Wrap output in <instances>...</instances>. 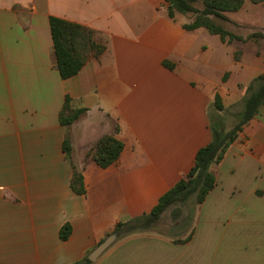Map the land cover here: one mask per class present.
I'll list each match as a JSON object with an SVG mask.
<instances>
[{
    "label": "crops",
    "instance_id": "0c3cea01",
    "mask_svg": "<svg viewBox=\"0 0 264 264\" xmlns=\"http://www.w3.org/2000/svg\"><path fill=\"white\" fill-rule=\"evenodd\" d=\"M168 6L0 0V264H78L192 169L212 140L216 95L226 109H243L248 87L264 75V42L186 29L193 19L171 18ZM51 17L93 29L105 46L69 78L57 67ZM67 97L86 108L69 127L60 122ZM82 128L89 136L80 150ZM104 135L124 144L108 167L87 157ZM73 165L84 194L72 189ZM212 171L216 186L198 204L189 242L147 230L118 239L93 264H264V105Z\"/></svg>",
    "mask_w": 264,
    "mask_h": 264
},
{
    "label": "trees",
    "instance_id": "16d2710c",
    "mask_svg": "<svg viewBox=\"0 0 264 264\" xmlns=\"http://www.w3.org/2000/svg\"><path fill=\"white\" fill-rule=\"evenodd\" d=\"M167 1L169 2L168 15L171 18H175L177 14L191 13L195 15L191 23L184 25L186 29L192 30L205 27L210 33L220 35L223 41L228 40L231 42L234 39H242L217 21H230L226 13L241 10L247 0H203L202 9L195 5L198 0ZM249 1L254 4H264V0ZM51 30L57 67L63 78H69L79 73L88 59L99 56L105 49L104 44L95 39L94 30L84 25L58 17H51ZM168 65L170 64L168 63ZM263 105L264 75H260L248 87L243 109L237 114L238 122L232 128H228L224 116L227 109L222 104L220 95H216L214 106L220 112H214L210 115L213 133L211 142L199 149L192 169L160 197L159 202L151 212L120 221L117 224L114 232L117 233L118 237L123 238L155 228L166 210L174 205L185 203L191 196H195L197 204H202L216 186V176L212 171V165L223 159L243 125L256 116ZM85 112L86 108L72 107L70 98L67 97L60 113V122L69 127ZM221 112L224 114H221ZM123 147V142L115 136L104 135L90 148L88 157H91L100 166L108 167L118 160ZM63 149L67 158L71 160L72 144L69 136L64 140ZM73 166L72 189L78 194H84L86 192L84 177L76 169V166ZM71 232L72 227L67 223L62 227L60 237L67 240ZM92 263L87 255L78 264Z\"/></svg>",
    "mask_w": 264,
    "mask_h": 264
},
{
    "label": "rangeland",
    "instance_id": "374dc122",
    "mask_svg": "<svg viewBox=\"0 0 264 264\" xmlns=\"http://www.w3.org/2000/svg\"><path fill=\"white\" fill-rule=\"evenodd\" d=\"M195 5L196 7L202 9L203 0H198L195 3ZM228 14H230L231 16H236L238 19H242L244 21L246 20V21L257 22V24L254 25L251 23H243L236 21L226 22V21L218 20L217 22L219 24L224 26L231 33L242 38V39H234V40H243L246 42L256 40L257 42H264V4L263 3L254 4L251 1L247 0L239 12L237 11V13H228ZM187 15L190 16L192 19L195 18L194 14L189 13ZM241 109H242V103H241V108L236 106H231L227 108V112L224 116L226 118V123L228 128H232L238 122L239 119L237 117V114L241 111ZM85 133H83V128H82V133H80V139H79L80 150L82 149L81 146L83 144V141H86L88 138L87 136H89V133L86 134ZM87 157H88V153H87ZM200 210L201 207L196 203L195 196H191L185 203L174 205L170 207L168 210H166L160 222L156 225L155 228L151 229L150 231H153L155 233L156 232L160 233L162 234V236L171 238L175 240V242L177 243H186L187 241L189 242L193 238L194 233L196 232L197 223L200 218ZM123 238L118 237L117 240ZM117 240L112 245H114L117 242ZM110 247L108 249H110ZM94 248H92L88 252V255ZM105 252L106 250L97 258V260ZM97 260L94 262H97Z\"/></svg>",
    "mask_w": 264,
    "mask_h": 264
},
{
    "label": "water",
    "instance_id": "95a60500",
    "mask_svg": "<svg viewBox=\"0 0 264 264\" xmlns=\"http://www.w3.org/2000/svg\"><path fill=\"white\" fill-rule=\"evenodd\" d=\"M118 238L117 233H112L106 237L96 248H94L88 255L89 259L94 262L97 258L107 250Z\"/></svg>",
    "mask_w": 264,
    "mask_h": 264
}]
</instances>
